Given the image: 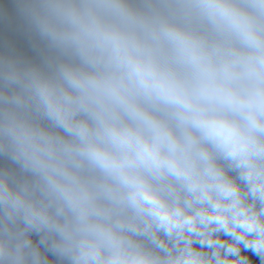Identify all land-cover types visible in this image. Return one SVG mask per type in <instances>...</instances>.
I'll return each instance as SVG.
<instances>
[{"label": "clouds", "instance_id": "1", "mask_svg": "<svg viewBox=\"0 0 264 264\" xmlns=\"http://www.w3.org/2000/svg\"><path fill=\"white\" fill-rule=\"evenodd\" d=\"M0 264H264V0H0Z\"/></svg>", "mask_w": 264, "mask_h": 264}]
</instances>
